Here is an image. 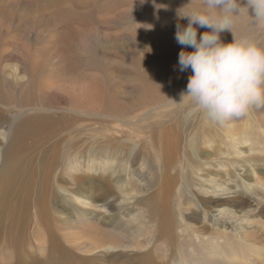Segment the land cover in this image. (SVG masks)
I'll return each mask as SVG.
<instances>
[{
	"label": "rangeland",
	"instance_id": "obj_1",
	"mask_svg": "<svg viewBox=\"0 0 264 264\" xmlns=\"http://www.w3.org/2000/svg\"><path fill=\"white\" fill-rule=\"evenodd\" d=\"M187 2L0 0V131L22 136L18 193L31 204L2 264H264V109L223 126L187 115L191 69L179 70L175 40ZM233 32L264 46L247 15ZM162 129L178 145L171 239L149 212L165 179ZM43 207L66 227H41ZM95 229L107 234L99 245Z\"/></svg>",
	"mask_w": 264,
	"mask_h": 264
},
{
	"label": "clouds",
	"instance_id": "obj_2",
	"mask_svg": "<svg viewBox=\"0 0 264 264\" xmlns=\"http://www.w3.org/2000/svg\"><path fill=\"white\" fill-rule=\"evenodd\" d=\"M242 14L264 27V0H188L176 10L178 19L187 20L176 24L175 40L182 46L179 70L191 69L181 93L189 98L188 116L203 113L223 126L264 109V46L235 36L234 24ZM197 26L207 30L198 36ZM225 31L233 34L227 43L220 36Z\"/></svg>",
	"mask_w": 264,
	"mask_h": 264
},
{
	"label": "bare ground",
	"instance_id": "obj_3",
	"mask_svg": "<svg viewBox=\"0 0 264 264\" xmlns=\"http://www.w3.org/2000/svg\"><path fill=\"white\" fill-rule=\"evenodd\" d=\"M179 98H180V96L178 95L177 97H175L174 99H171V100L174 102ZM172 101H170V102H172ZM175 103H177V102H175ZM184 103H186V102L184 101ZM181 107H183L181 109L185 110L184 109L185 106L182 105ZM13 127H14L13 128L14 132H15V130L17 132L19 127L17 129L15 126H13ZM162 130H163V132H161L159 134V139H160V141H162L161 148H163V143L166 145L164 146V149L162 150L161 155L159 154V158L161 157L160 159L162 161V166H161L162 177H164L165 179L163 178L164 182H163V185L161 184L162 187H161V190L159 193V197H160V199L158 198L159 199L158 200L159 208L155 207L154 205H150L149 208L151 210L149 212L151 215L157 217L158 226H159L158 228H160V231L164 234V236L167 235V238L171 239L172 233H170V232L165 233L164 230L171 228L175 224L173 221V215H172V213H175V212L174 211L172 212L170 210V202L171 201L169 198V195H170L171 189H172V184L174 183V181H173L174 178L169 176V171L171 169H174V167H175V165H174L176 162L175 154H176V152H178V151H176V148L178 145H177V141H175L174 138L173 139H171V138L167 139V137H169L168 136L169 135V131H168L169 129L168 130L162 129ZM170 134L172 135L171 132H170ZM178 135H179V133H178ZM175 138L177 139V137H175ZM22 141H23L22 136L18 135L17 133L14 136L12 135V138L10 140H8L7 134L2 130L0 131V159H1V156L3 157V161L1 163L2 165L0 167V250L1 251H2L3 244L13 245L14 247L16 246L15 243H12L10 240H8L9 237H11L12 235L15 236V238H16L15 233H13L11 231V230H14V228L17 229V227H15V225H17L19 227H24L26 224L30 223V222H28V218L26 216L29 212L28 210H29V207L31 204L26 202V200L19 198V193H18L20 185L24 183V182H21L24 179L23 175L27 171L26 170L27 165L25 163V156L22 154V149L24 147ZM5 142L7 143V146H6V149L3 150V147H4L3 143H5ZM152 142H154V141L152 140ZM109 151H110L109 147H107V146H102L100 148V155L102 157L101 161H103L104 163L110 162L108 160V157L105 155V153H107ZM10 155H13V157L11 159H9L11 157ZM56 159H57V156H54L51 159V162H52L50 165L51 167L56 165V163H57ZM35 165H36V163H35ZM69 167L74 169V166L72 164H70ZM32 175H34V174H32ZM42 185H43V183H42ZM73 199H74L75 203L78 201V202H81L85 205L89 204V202L82 200L78 196H76V198L74 197ZM111 200H113V198L108 199L109 202ZM47 209L48 208L43 207L39 211L38 214L37 213H34V214H36L35 218L36 219L38 218L39 221L41 222V224H40L41 227L45 228L48 232V228H49L50 224L51 225L54 224V222H53L54 218H52L51 214L49 213V211ZM23 215H26V216H23ZM63 223L65 224V227H66V225H67L66 221L59 223V220H58V221H55L54 225H57V229H62V227L64 225ZM13 236H12V238H13ZM48 236L50 237V242H53V239L56 240V236H55L54 232H52V234L50 232L48 234ZM63 236L69 237L66 235H63ZM106 236H107V234L104 235V233L102 231L96 230L93 240H96V243H98V245H99L103 241L105 242L107 240ZM165 237H162L163 240ZM15 249H17V248L15 247ZM2 260H3V258L0 259V264L3 263Z\"/></svg>",
	"mask_w": 264,
	"mask_h": 264
}]
</instances>
